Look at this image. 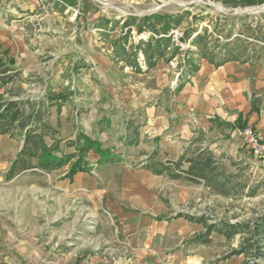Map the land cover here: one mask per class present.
<instances>
[{"label": "rangeland", "instance_id": "1", "mask_svg": "<svg viewBox=\"0 0 264 264\" xmlns=\"http://www.w3.org/2000/svg\"><path fill=\"white\" fill-rule=\"evenodd\" d=\"M240 3V0H0V15L5 20L0 19L1 23L13 25L14 33L22 37L25 45L23 57L16 60L18 80L2 87L0 100H6L7 92L23 90L22 98L33 95L47 105L57 104V111L51 110L46 121L56 131L59 129L58 149L62 153L72 152L68 143L83 134L107 155L121 157V162L94 166L98 156L89 153V169L73 178L68 176L67 164L58 170L35 169L7 180V171L21 144L0 137V264H68V258L69 264H80L86 257L106 256L103 252L111 246L108 236L101 233L102 227L113 233L112 243L125 245L113 213L119 209L131 211L134 201L140 199L153 200L150 213L157 218L163 212L157 205L166 206L171 212L193 209L191 212L196 216L190 217L203 216L210 223L252 221L264 212V168L246 152L240 155V160L235 158L227 164V173L234 177L229 197L216 195L204 187L210 194H203L199 202L184 209L168 206L166 192L175 188L163 181H149L155 175L145 170L139 158L150 143L140 137L142 122L152 108L156 113L170 103L166 100L167 90L161 89L162 77L174 79L181 72L183 52L194 49L189 41H179L187 31L202 34L206 31L211 36V47L227 42L225 35L231 33L232 37L241 36L240 41L248 43L250 52L260 51V44L251 35L258 34L257 22L264 25V7L258 12L247 9L259 8L264 2L248 7ZM177 16L181 17L179 25L170 35L173 46L178 45L180 51L170 62L161 60L146 71L139 55L143 73L136 74L114 54L120 47L128 52L150 36L149 32L137 34L136 25L127 27L129 19ZM243 42L236 44L243 47ZM192 58L199 65L207 62L197 55ZM102 128L104 131L100 133ZM134 135H138L136 148L128 152L125 148ZM106 159L104 156L103 162ZM126 179L135 183L126 185L129 184ZM145 188L149 191L144 199L141 189ZM128 189L137 190L132 193ZM250 191L255 194L250 195ZM226 254L227 250L220 252L209 264H219ZM247 263L264 264V258H250Z\"/></svg>", "mask_w": 264, "mask_h": 264}, {"label": "crops", "instance_id": "2", "mask_svg": "<svg viewBox=\"0 0 264 264\" xmlns=\"http://www.w3.org/2000/svg\"><path fill=\"white\" fill-rule=\"evenodd\" d=\"M0 19L5 21L1 15ZM12 26L0 21V57L16 72V60L23 57L25 45L22 37L14 33ZM263 60L264 57L246 63L228 62L218 68L201 62L197 72L183 79L180 73L171 81L167 75L162 77L161 89L167 90L166 100L170 103L159 108L160 111L156 113H153L152 108L151 113L142 122L140 137L150 141L144 148L145 151L139 153L142 164L144 165L146 158L154 153V162L177 161L184 151L191 147V150L199 149L211 153L227 173L230 160H240V155L245 153L240 140L233 136L238 125L252 126L264 140ZM17 78L9 84H0V96L2 87L12 85ZM22 93L23 90L17 93L7 92L6 100H40L35 99L33 95L22 98ZM57 106L55 103H44L43 110L46 112V109H49L45 121L51 110L57 111ZM130 126L128 124L127 128ZM103 131L102 128L100 133ZM0 137L8 138L4 135ZM130 148L136 146H127L125 149L129 152ZM110 157L121 162V157ZM98 160L99 156L94 166L118 162L113 160L98 163ZM233 161L230 164L233 165ZM154 178L149 181H163L175 188L168 189L165 197L172 209L175 205L184 209L190 203L199 202L203 194H210L202 182L195 184L183 179L171 180L156 175ZM133 181L135 180L126 179L127 183ZM130 183L126 185H131ZM135 190L137 189H128L127 192L133 193ZM148 191L147 188L141 189L144 199ZM152 202L146 199L135 200L131 211L123 212L119 209L114 212L113 217L120 225L119 230L126 244L112 243L113 233L107 227H102L101 233L106 235L105 237L108 236L107 240L111 246L103 252L106 256L86 257L80 264H209L219 257L220 252L227 250L228 253L229 250L238 248L240 239L237 236L229 242L223 236L212 233L209 245L194 242L195 237L205 231V227L187 219L188 216H196L191 212L193 209L171 212L166 206L157 205V209L163 211L162 217L157 218L150 213L155 204ZM70 260L68 258V264ZM248 261L244 255H238L219 264H248Z\"/></svg>", "mask_w": 264, "mask_h": 264}, {"label": "trees", "instance_id": "3", "mask_svg": "<svg viewBox=\"0 0 264 264\" xmlns=\"http://www.w3.org/2000/svg\"><path fill=\"white\" fill-rule=\"evenodd\" d=\"M240 2L243 7H248L264 1L240 0ZM180 19V16L129 19L127 27L136 25L137 34L149 32L150 36L146 41H140L138 45H134L130 51L126 52L123 47H120L114 51V54L116 57L122 58L131 72L136 74L143 73L139 64V55H142L146 71L156 67L161 60L170 62L179 55L178 52L180 51L178 45L173 46L170 35L174 27L179 25ZM263 26L262 23L257 22L255 31L261 36L258 37V34L251 35V39L261 46L258 53L250 52L247 49L248 43L240 41L241 36L238 35L232 37V34L229 33L225 35L227 42L211 47V43H209L211 36L206 31L204 34L187 31L179 41L182 43L189 41L190 46H193L194 49L183 52V64L180 66L181 72H179L181 79L199 69V64L194 61L192 55H197L199 59H206L215 68L228 62L246 63L264 57V33H261ZM214 41L218 42V40ZM236 42H243V47ZM6 64L0 57V84L2 85L13 82L17 77V73ZM43 106L44 102L40 100H0V135L7 136L21 144L7 171V180H12L18 175L35 169L41 171L58 170L67 164L69 166L68 176L73 178V175L78 172L89 169L87 162L89 153L99 156L98 163L119 161L117 158H109L110 155H107L106 151H101L95 142L83 134H79L75 140L68 143L67 148L73 149L72 152L66 154L59 151L58 133L45 121L46 112L43 110ZM244 126L238 125L239 128ZM136 144L137 135H134V138L128 141L127 146L134 147ZM190 148L186 149L177 161L164 163L154 162V153L146 158L143 166L156 176H164L171 180L183 179L195 184L202 182L204 187L216 195L229 197L234 187L230 186V181L234 177L225 172L211 153L199 149L191 150ZM104 156H107L105 162H103ZM249 194L254 195L255 191H250ZM187 219L205 227V231L194 239V242L202 245L211 243L210 236L212 233L223 236L227 241L236 236L241 238L238 248L229 251L225 255V259L238 255H244L248 260L250 258H264V212L252 221L241 223H230L229 221L208 223L209 219L203 216H188Z\"/></svg>", "mask_w": 264, "mask_h": 264}, {"label": "built area", "instance_id": "4", "mask_svg": "<svg viewBox=\"0 0 264 264\" xmlns=\"http://www.w3.org/2000/svg\"><path fill=\"white\" fill-rule=\"evenodd\" d=\"M233 136L240 140L244 151L251 155L259 166L264 168V141L260 138L257 131L252 126L245 125L244 127L236 128Z\"/></svg>", "mask_w": 264, "mask_h": 264}, {"label": "water", "instance_id": "5", "mask_svg": "<svg viewBox=\"0 0 264 264\" xmlns=\"http://www.w3.org/2000/svg\"><path fill=\"white\" fill-rule=\"evenodd\" d=\"M264 7V5L263 6H261V7H259V8H249V9H247V11L248 12H250V11H255V12H258L259 11V9H261V8H263Z\"/></svg>", "mask_w": 264, "mask_h": 264}]
</instances>
